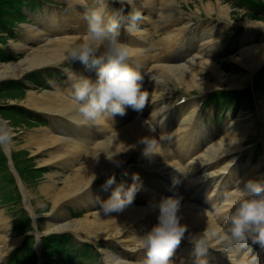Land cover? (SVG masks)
<instances>
[{"label": "bare ground", "instance_id": "6f19581e", "mask_svg": "<svg viewBox=\"0 0 264 264\" xmlns=\"http://www.w3.org/2000/svg\"><path fill=\"white\" fill-rule=\"evenodd\" d=\"M65 1L74 7V13L58 15L56 10H53L47 18H42L44 21L42 32L37 31L35 25L24 26L27 29L26 33L30 32L28 39L36 41L38 46L28 48L22 59L18 61L0 63V80L21 77L36 68L58 65L66 61V50L75 43L81 42L87 32L86 19L85 23H80L74 20L75 16L78 12L84 17L87 14L86 10L84 12L80 10L81 8L77 9L79 5L75 3V0ZM91 1L87 0V3L90 4ZM155 1L148 0L145 5L144 0H136L135 5L144 6L148 11H157V16L163 20H159L163 26H158H161L165 33L161 39L159 38L157 42L151 39L152 34L148 32L147 25L155 26L156 20L150 17H145L149 24L140 22V25L143 23V26H140L142 29L140 33L131 35L123 29L127 35L120 33L119 37L133 51V61L144 76L143 90L157 92L153 95L151 114L143 117V109L138 112L126 107L125 114L122 116L105 114L95 122L84 123L74 108L71 98L66 96L67 92L55 84H50V88L42 92L29 90L23 100L25 106L45 113L57 127H53L54 129L40 127L33 132L26 133L25 137L26 145L31 147L35 154L46 150L45 158L41 160V163L54 164L55 168H61L60 172L52 171L46 174L48 179L37 188V192L42 194L51 205L47 213L45 232L69 231L81 241H101L106 247H114L112 252L102 250L107 264H144L142 259L146 257V253L137 248L138 238L157 222L159 210L156 205L166 197L180 198L181 223L187 225L184 236L207 241L224 238L220 227L212 220H219L226 229L227 220L216 214L213 202H205L203 207H199L183 201V197L172 187L175 182L171 179L172 176L192 177L194 173H198L199 184L202 185L203 192L212 195L221 171L228 167H234L235 170L232 173L228 170L226 176L231 180L235 178L241 180L238 184L240 187H243L245 181L258 179L263 174L258 172V163L247 169L246 173L237 165L231 167L230 162H233L234 158L229 159L228 155H225L218 163H207L222 154L241 149L249 135L258 134L257 127L252 120L231 130H228L230 123H226L225 132L219 140L201 146L200 134L194 118L198 105L195 104L190 110L183 111L179 117H171L174 119V125L169 129L172 125L169 122L171 106L163 104L162 93L158 90L164 87L162 85H167L164 83L170 78L175 79L174 82L180 84L179 87L185 91H191L192 88L199 91L216 89L227 80H229L230 87L236 88L245 83L251 73L264 62V43L242 45L238 54L232 55L231 59L238 66H242L243 71L225 75L216 60L225 27H219L216 31L206 24L204 26L206 28L199 33L195 42L186 41L181 29L172 23L171 14L164 17L163 11L158 12L153 4ZM159 1L166 2L168 7L175 4V0ZM202 8L208 16L216 14L219 21L225 20V25L231 23L264 32V22L261 21L245 19L237 23L230 22L229 7L221 4L220 0H215L214 3L205 2ZM244 40L241 42H247V39ZM154 45L156 50L151 52ZM12 46L13 51L25 48L24 42H18ZM178 50H182L184 54L177 56L176 59L183 58L184 60L174 64V59L169 56V53ZM80 64L84 69L78 65L74 66V76L82 74L94 80L96 70ZM201 76L204 78L202 79ZM72 80L75 81V77ZM68 90L71 92L70 86ZM262 111L264 112V106ZM154 125L157 126L161 135L155 137L157 145L154 149L145 152L146 145L143 140L146 141L155 135ZM4 146L9 151L11 144H4ZM131 153L138 155L141 165H147L146 167L154 165L144 173L145 176H157L152 182L154 187L138 185L137 191L141 194L134 197L123 211L104 214L100 210V205L108 199L112 191L109 188L105 189L100 181L107 178L113 170L111 176L117 175L116 169L126 163ZM220 164L222 165L219 167ZM61 175L60 185H58L56 176ZM91 176L95 179L89 185ZM23 185H21L23 203L35 219L38 217L35 211L40 208L39 204L32 202ZM65 205L83 210L82 216L71 217L70 212L64 208ZM209 212H212V216ZM9 231L8 218L1 210L0 260L17 243L16 238L8 235ZM179 250L191 256L195 248L186 245L179 247ZM118 257L123 258L119 259L121 262L116 261ZM250 259L251 256L244 255V261ZM174 262L175 264H193L181 258Z\"/></svg>", "mask_w": 264, "mask_h": 264}, {"label": "clouds", "instance_id": "9594fccd", "mask_svg": "<svg viewBox=\"0 0 264 264\" xmlns=\"http://www.w3.org/2000/svg\"><path fill=\"white\" fill-rule=\"evenodd\" d=\"M113 2L127 4L131 11L125 15L123 8L110 9L109 0H96V6L92 8L88 7L87 0H75L76 4L88 10L85 16L87 32L81 42L66 50L65 59L69 62L78 59L86 68L96 69L94 80L76 74L70 97L84 123L95 122L105 114L122 116L126 107L142 111L148 98V92L142 88L144 76L133 61V51L119 39L122 28L131 35L142 31L140 22L143 14L135 7L136 0ZM147 2L144 0L145 5ZM12 138L9 122L0 119V145L10 143ZM143 142L145 152L157 145L153 137ZM94 179L91 176L89 185ZM137 181L138 178L134 177L131 185L117 184L108 199L101 203L100 210L104 214L123 211L138 190ZM113 184H116L115 178L109 177L105 188ZM232 197L221 208V214L230 213L225 239L243 247L251 239L264 249V179L245 181L243 187L234 189ZM156 207L159 210L157 222L138 238L137 248L146 253L144 264H175L171 258L187 231V225L181 223L180 198H163ZM196 247L200 254L211 246L197 244ZM200 256L201 264H207Z\"/></svg>", "mask_w": 264, "mask_h": 264}, {"label": "rangeland", "instance_id": "374dc122", "mask_svg": "<svg viewBox=\"0 0 264 264\" xmlns=\"http://www.w3.org/2000/svg\"><path fill=\"white\" fill-rule=\"evenodd\" d=\"M176 1H177V2H175L176 5L174 4L173 9H170V6L168 7L167 3L164 1H161V2L159 1L156 4V7H160L162 5L160 8H162L163 12H166V11L168 12V10L170 9L169 12H171L172 17H177V16L181 17L183 15L185 16L187 14V12L188 13L194 12V13L198 14L199 12L197 13V8H199V11L201 10V12L204 13V15H205L206 13L204 12V10L202 8V4L205 2H208V1H211L212 3L215 2V0H176ZM254 1L256 2L255 3L256 8L258 9V12H255V13L251 12V8H250L249 4H248L249 5L248 7L245 5H242V4L240 7H237L234 4V0H220V2L222 4L229 7V12H230V17H231L230 22L234 21L236 23L240 20L250 19V17H257V18L264 20V0H254ZM108 5H110L111 9L112 8H123L124 12L128 9L127 8L128 5L119 4L117 2H113V0H109ZM188 5H191L192 9H189ZM95 6H96V0H92V2H90V4H88L89 8H92ZM181 6L187 12L181 11V9H180ZM164 7H167L169 9H166V8L164 9ZM77 8L78 9L81 8L80 10L86 9L85 7L80 6V5L77 6ZM72 9H73V6L65 0H64V2H63V0H44V1L39 0V4H36L33 11H31L29 9L30 10L29 17H28L29 20L27 21V23H20L14 28L13 39L12 40L8 39V40H5L4 42H2V45L4 47L3 50L10 55L9 62H15V61H18V59L19 60L22 59L25 51L28 48L38 46L36 41L28 39L30 32H28V34L26 33L27 29L24 28L25 24H28V23L33 24V25H35L37 31L42 32V28H43V24H44V21L42 18H47V16L53 10H56V12L58 14H66V13L70 12ZM27 12H28V10H27ZM151 16H152L151 18H155V20L157 22H159V20H161L156 15V12L152 13ZM206 16L212 20L213 19L215 20V21L211 22L210 24L209 23H207V24H209V26L212 25L214 27L213 29H215L216 31L219 30V27H225L224 40H223L222 44H229V42H234V41L238 40L237 49L234 52L233 56H236L238 54V52H239L238 50H239V48H241L242 45H245L247 43L249 45L250 44L251 45L257 44L260 42L264 43V34H257V33L252 32L251 30L242 29L240 27L241 25L237 26V25L231 24V23L229 25L228 24L225 25V20H221V21L217 20L218 16L216 14H214L212 16H208L206 14ZM206 16L203 18V20H207ZM193 18L196 19L195 16H193ZM22 21H24V20H22ZM175 21H176V19H172L173 24ZM184 22H185V20L182 19L177 23L178 25L176 24V26L179 27ZM40 24H42V25H40ZM160 25L162 26V23ZM194 25H193L194 29L197 30L198 28L195 27ZM149 26H150L149 28H150V31L152 32V35L155 36L154 41L157 42V40H159V38L161 39L162 35H164L165 33H163L162 30H160L161 26H158L159 30L157 29L156 33L154 32L153 28H152L153 29V31H152V29H151L152 26L151 25H149ZM232 29H234V30H232ZM235 30H236V32L233 33V31H235ZM160 32H162V33L160 34ZM192 34L193 33L191 31H188L186 33V36L188 37V39H190L192 37ZM245 37H247V38H245ZM246 39H247V42H245V43L241 42V40L246 41ZM18 42H24L25 48L21 49V50L18 49L19 51L18 50L13 51L14 47L12 45H14ZM227 49H228V46L223 48L221 50V54H225ZM14 54L17 57H13ZM180 54H182L181 51L175 52V55H180ZM231 56L228 58L217 59L218 63L221 65V69L223 70V73L225 75H233V74L238 73L239 71L240 72L243 71L242 66H240V65L238 66V64L231 59ZM53 72H54L53 70H50V73L48 74L49 77H45V81L40 82V88L34 86L32 83H29V85H33L34 88L27 89L26 91H12V90H9L8 88H6L4 84H0V117L9 122L10 127L13 131V138H12V141L10 142V144H11L10 152L15 153V156H16V160L13 163L17 165L18 171L31 169L30 171H25L24 173H22V174L20 173L19 175L16 172V170H11V172L13 173V175L15 177V182H13V181L12 182H6L5 180H8L10 177L8 176L7 173H2V171L7 169L6 168L7 159L3 155H1V159H0V201H8L10 199H15V200H19V202L16 204H13V205L12 204L1 205L0 207L3 208V211H5V215L8 217V224L11 226L10 228H11V231L13 234L12 236H14L16 238H20L18 232H20L21 230L24 229V227L26 225V219L28 218V214L24 212V211H26V212H28V211L26 210L27 207L23 203V200L21 197L22 194H21L19 186H21V184H24L23 186H25L26 190L28 191L32 202L34 204H35V202H36V204H39L40 208L36 209V215L41 217V219L36 218L35 225L39 228L40 233H42V232H44V228H45V224H46V220H47V213L51 209V207H50L51 205H50V202H47L44 199V196H42V194L37 192V188L40 186V184H42L43 182H45L48 179L46 177V174L51 173L52 171H58V172L61 171V168H59V167L55 168L56 166H54V165L50 166V167H52L51 172H50V170H47V169L44 171L34 170V168L39 165V162L43 158H45L46 150H42V152L35 154L32 151V148L27 146L25 143V137L27 135L26 133L33 132L35 129L40 128V127L50 128V129H54L57 127L55 125H53L54 123L48 122V120L45 117L42 118L41 121H43V122L39 125V124H37V122L34 123L30 119H38L41 117L34 116L30 113L18 114L17 112H14V111H7L2 106L4 104H7V103H13V102H15V100H16V102L21 101L20 103H23L24 102L23 100H25V97H26L27 92L29 90L30 91L31 90L36 91V92L44 91L45 88H43V84L47 85V83L51 82V83H55V84L64 85L66 82L65 72L60 71L63 74L62 78L59 77L58 74L53 73ZM25 75H27V74H25ZM201 78L203 79L204 77L201 76ZM171 79H173V78L166 80L167 83L165 82L164 84H167V85H162V86H164V88L170 89V90L165 91V92L168 94L172 93L178 97L186 96L187 92L183 88L179 87L180 84H178V83L176 84L175 83L176 81L174 82L175 79H173V80H171ZM169 80H171L172 82ZM0 82L5 83L6 81H0ZM223 83L225 84V86L230 88L229 80L224 81ZM182 87H185V86L182 85ZM192 89L195 90L194 88H192ZM262 92L263 91H259V92L256 91L254 93V97H255L256 103L259 101V99H261L262 104L264 106V93L262 94ZM196 99L198 100L199 98L196 97ZM215 101L216 100L210 101V104H215L216 106H218L217 102H215ZM211 106H213V105H211ZM253 134H257V133H253ZM250 141H251V139H249L247 142H250ZM135 159H137V158H135ZM60 178H62V175L56 176V179L58 181V185H60V182H59ZM17 187L19 188V190L17 189ZM65 206H67V205H65ZM69 207L73 208L71 206H69ZM73 209H75V208H73ZM76 218H78V217H76ZM27 246H28V244L25 247H27ZM103 246H105V245H103ZM108 250H109V248H108ZM101 252H102V250H101ZM101 260H102V258L98 257L95 259V262H100ZM103 261H104V259H103Z\"/></svg>", "mask_w": 264, "mask_h": 264}, {"label": "trees", "instance_id": "16d2710c", "mask_svg": "<svg viewBox=\"0 0 264 264\" xmlns=\"http://www.w3.org/2000/svg\"><path fill=\"white\" fill-rule=\"evenodd\" d=\"M22 3L23 0H0V27L8 29L24 19L20 9ZM0 40H4V37H0ZM5 57V53L0 49V59Z\"/></svg>", "mask_w": 264, "mask_h": 264}]
</instances>
